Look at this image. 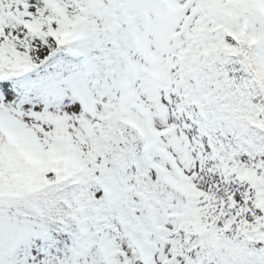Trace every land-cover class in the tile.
I'll return each instance as SVG.
<instances>
[{
    "label": "snow or ice",
    "instance_id": "snow-or-ice-1",
    "mask_svg": "<svg viewBox=\"0 0 264 264\" xmlns=\"http://www.w3.org/2000/svg\"><path fill=\"white\" fill-rule=\"evenodd\" d=\"M0 264H264V0H0Z\"/></svg>",
    "mask_w": 264,
    "mask_h": 264
}]
</instances>
